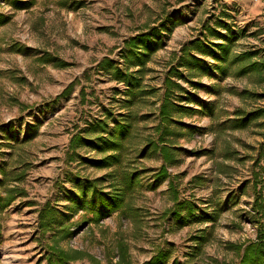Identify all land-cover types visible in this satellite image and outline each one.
Here are the masks:
<instances>
[{
  "label": "rangeland",
  "instance_id": "obj_1",
  "mask_svg": "<svg viewBox=\"0 0 264 264\" xmlns=\"http://www.w3.org/2000/svg\"><path fill=\"white\" fill-rule=\"evenodd\" d=\"M62 1L34 0L30 8L17 11L7 0L0 2V11L10 16L8 23L0 25V125L12 121L19 140L30 126L38 128L31 141L11 145L0 131V164L6 162L7 168L17 167L25 173L21 181L9 183L21 187L24 195L0 210V264H57L48 261L52 231L43 235L38 227V214L43 209L47 213V204L53 207L57 222L71 226L59 247L86 254L66 264L114 263L118 241L126 243L133 264H142L158 246L169 244L178 264H237L239 255L229 244L255 238L250 205L254 193L249 180L253 171L264 174V154L256 159L264 141V114L243 129L219 124L235 110L264 109V97L258 96L264 94L261 75L202 76L203 87L197 89L180 81L195 99L209 103L212 109V115L195 113L181 118L200 130L177 139L184 152L178 164L168 167L180 198H193L201 209L218 212L212 238L196 258L187 254L193 245L190 235L199 224L177 228L163 214L172 205L167 180L148 189L153 182L151 169L159 167L161 158L150 149L145 156L139 152L146 138L155 133L161 85L170 59L184 42L203 34L204 23L222 19L237 36L232 44L235 52L255 49L259 53L253 60H264V0H66L64 5ZM160 20L167 28L162 31L164 45L151 56L143 79L153 92L132 108L140 119L130 140L131 156L145 171L140 176L142 190L131 199L139 213L127 218L112 213L97 224L88 222L87 215L73 210L67 199V192L76 190L70 179L75 173L98 177L106 170L68 162L69 138L85 128L86 122L102 118L105 108L114 115L126 111L125 86L99 71L97 64L108 56L123 67L120 51L124 41ZM45 52L70 65L39 62L37 58ZM70 83L71 91L53 101ZM188 105L198 108L195 102ZM79 151L95 155L94 151ZM23 162H27L24 168Z\"/></svg>",
  "mask_w": 264,
  "mask_h": 264
},
{
  "label": "trees",
  "instance_id": "obj_2",
  "mask_svg": "<svg viewBox=\"0 0 264 264\" xmlns=\"http://www.w3.org/2000/svg\"><path fill=\"white\" fill-rule=\"evenodd\" d=\"M1 2V0H0ZM71 3H80L72 2ZM13 10L30 8L34 0H7ZM66 0L62 1V5ZM82 4L78 5L79 7ZM10 21V16L0 11V25ZM225 29L226 33L221 30ZM167 30L166 24L160 20L155 26L145 28L128 37L120 51L123 59V67L113 58L104 56L97 64V69L109 76L115 82H121L125 86L124 106L126 111L114 115L112 110L104 109L103 117L86 122V127L73 133L68 141L66 160L77 161L78 164H87L95 169H105V173L98 177L81 176L75 173L70 179L73 188L67 192V199L71 208L75 211L81 210L87 216L86 221L97 224L112 213L127 218L132 214L138 215L131 199L142 190L140 176L143 172L135 159L131 156L130 140L135 135L136 123L140 119L137 112L132 108L140 102L143 97L151 95L153 90L147 88L144 83V75L148 71L147 63L151 56L164 45L162 31ZM203 34L184 42L179 53H174L165 72L160 98L157 118L154 125V135L146 138V142L140 150V156L145 152H158L161 164L152 170L153 182L148 189H155L167 180V190L170 192L172 205L163 211L166 217H171L177 228L185 225L198 223L199 225L190 235L193 245L187 254L191 259L200 255L203 247L212 238L214 223L218 218V212H208L201 209L193 198H180L176 189V179L168 171V167L180 162L179 154L184 150L177 145V139L183 135L193 134L200 129L198 126L185 124L181 118L192 116L195 113H206L212 115L210 104L203 100L195 99L188 87L197 89L203 87L202 76H213L214 78H225L229 75L240 77L249 73H257L264 79V60H253L259 53L255 49L239 52L233 50V42L237 39L235 33L226 27L222 19H214L212 24L206 22L202 25ZM19 51V50H18ZM209 58V59H207ZM43 64L51 63L57 67H66L70 63L55 58L45 52L37 58ZM207 59V60H206ZM209 61H213L210 64ZM240 65L236 70L234 66ZM214 71L215 74H211ZM180 81L186 83L184 86ZM73 87L70 83L65 89L56 95L53 101L69 93ZM84 89H81V92ZM84 93V92H82ZM249 93V92H242ZM182 94H185L184 98ZM264 97V94L259 95ZM185 102V104L183 102ZM195 102L198 108L189 106L188 103ZM25 108L23 104H20ZM264 114V109L235 110L233 116L225 118L219 125L222 128L243 129L254 119ZM37 125H32L26 130V135L19 140L14 132L12 121L0 125V131L4 133L5 143L29 142L37 135ZM11 145V144H10ZM260 150L256 159L264 154V141L259 144ZM80 149L94 151L95 155L86 156L81 154ZM133 149V148H132ZM23 168L27 162H23ZM252 180H249L253 188V200L251 215L255 225V238L229 244L239 255L237 264H264V174L252 172ZM25 173L7 168V163L0 164V210L7 208L17 196L24 195L25 191L18 185L9 186L10 181L19 182ZM195 179L197 176H194ZM106 182L107 187L103 186ZM47 213L41 210L38 214V227L41 233L52 231V243L47 246L48 261L57 264H66L69 261L83 257L84 254L78 250H65L59 247V240L69 235L70 224L57 222L53 215V207L47 204ZM47 215V217H46ZM207 223H211L207 225ZM117 261L110 264H133L130 260L126 243L118 241ZM170 244L167 247L158 246L149 259L142 264H178L176 257H172Z\"/></svg>",
  "mask_w": 264,
  "mask_h": 264
}]
</instances>
